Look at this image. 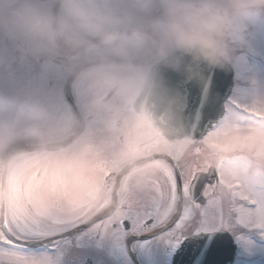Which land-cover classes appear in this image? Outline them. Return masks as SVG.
Returning a JSON list of instances; mask_svg holds the SVG:
<instances>
[{
    "label": "clouds",
    "instance_id": "obj_1",
    "mask_svg": "<svg viewBox=\"0 0 264 264\" xmlns=\"http://www.w3.org/2000/svg\"><path fill=\"white\" fill-rule=\"evenodd\" d=\"M260 12L264 0H0V43L11 44L21 59H62L93 107L108 93L139 94L147 106L127 131L174 146L188 133L186 96L171 77L207 86V72L230 66L229 41L244 18ZM221 160L243 182L264 181V154L255 151L206 145L193 162ZM153 174L135 175L133 187H146Z\"/></svg>",
    "mask_w": 264,
    "mask_h": 264
},
{
    "label": "flooded vegetation",
    "instance_id": "obj_2",
    "mask_svg": "<svg viewBox=\"0 0 264 264\" xmlns=\"http://www.w3.org/2000/svg\"><path fill=\"white\" fill-rule=\"evenodd\" d=\"M2 53L8 62L21 63L22 70H31L32 80L19 84L36 92L37 99L32 103L36 109L34 116L38 118L34 143L42 147L33 152L32 166L27 172L32 173V178L15 177L16 174L8 176V201L10 197L42 196L43 208L49 209V216L56 214L86 222L98 213L118 210L122 194L145 188H135L131 183L140 172L150 169L154 173L152 178L161 162L181 151L185 162H193L191 156L185 155L187 145L183 141L172 146L163 138L127 131L128 121L139 114L132 106L137 94L117 96L108 93L98 107H93L81 84L74 77L69 81L70 66L62 59L47 62L30 56L21 59L7 42H3ZM238 79L235 71V84L226 105L232 99ZM66 90L82 117L80 129L78 116L64 99ZM110 112L115 113V119L105 118ZM56 121L61 130L53 129ZM220 148L234 152L235 147ZM242 151L254 152L248 148ZM62 231L64 234L53 243L36 249L48 254L50 264H168L170 252L151 241L134 244L129 251L122 240L111 235L87 228ZM236 243L235 257L227 264H247L248 256L241 243Z\"/></svg>",
    "mask_w": 264,
    "mask_h": 264
},
{
    "label": "snow or ice",
    "instance_id": "obj_3",
    "mask_svg": "<svg viewBox=\"0 0 264 264\" xmlns=\"http://www.w3.org/2000/svg\"><path fill=\"white\" fill-rule=\"evenodd\" d=\"M173 77L186 96L183 144L190 146L192 161L206 145L222 151L221 145L264 135V103L230 105L218 114L209 107L210 91L202 92L194 107L190 90ZM64 99L72 104L66 93ZM85 228L122 240L129 251L137 243L158 244L170 252L168 264H223L219 251L225 236L249 231L264 237V181H241L225 172L223 160L215 166L185 162L181 151L161 162L145 188L122 194L118 210L86 222L56 214L36 221L30 205L0 196V264H46L45 257L32 254L35 245L53 243L64 229Z\"/></svg>",
    "mask_w": 264,
    "mask_h": 264
},
{
    "label": "rangeland",
    "instance_id": "obj_4",
    "mask_svg": "<svg viewBox=\"0 0 264 264\" xmlns=\"http://www.w3.org/2000/svg\"><path fill=\"white\" fill-rule=\"evenodd\" d=\"M229 46L232 52L231 64L240 73L239 75L236 73V77L239 79L234 102L238 105H248L254 102L264 103V12L249 14L245 17L239 31L229 41ZM2 52L3 43H0V160L9 147L22 143H34L38 119L34 116L36 109L32 105L37 99L36 92L33 89L26 90L25 85L19 84L32 80L29 73L30 68L22 70L23 64L8 62ZM241 68H247L246 70L251 73L250 89L246 87L248 79L245 78L248 76L241 74ZM53 129H62L58 121L55 122ZM221 146L225 149L244 147L264 154V135H252L243 141ZM244 148L240 150H244ZM28 153L29 157L26 158V161L24 158L19 157L17 163L13 162L11 176L14 174H16L15 177L32 176V173H27L32 166V155L31 152ZM25 190H27V186ZM42 198V196L26 199L10 197L9 203L24 202L30 205L32 218L41 221L49 217V209L43 208L45 201ZM235 240L241 243L245 256L250 255L247 264H264V244H262V242L264 243V237L255 232L245 231ZM257 250H261L258 257L254 255ZM31 252L45 257L46 264H50L48 254L36 253L32 249ZM251 254L253 255L251 256Z\"/></svg>",
    "mask_w": 264,
    "mask_h": 264
},
{
    "label": "water",
    "instance_id": "obj_5",
    "mask_svg": "<svg viewBox=\"0 0 264 264\" xmlns=\"http://www.w3.org/2000/svg\"><path fill=\"white\" fill-rule=\"evenodd\" d=\"M208 76L209 83L207 86H199V85H193V84H187L186 87L190 90L191 92V97L190 100L195 107L197 102L199 101V97L202 92L208 90L211 93V102L209 107L213 109L216 113L218 114H223L224 112V101L225 98L228 96L232 85H233V69L231 65L227 68V70H214V71H209L206 73ZM173 79H176V77H173ZM73 105V102H72ZM133 106L136 111L140 112L142 108H145L146 101L138 94L137 98L133 102ZM207 110L205 109L206 113L205 115L207 116ZM28 148H34L33 146L29 145ZM15 150V149H14ZM12 150L11 153L14 151ZM10 153V154H11ZM9 157H7L8 160ZM7 160L6 163L4 164L3 171H2V176H1V184L4 185V180H5V170L7 167ZM0 196L3 197V192H0ZM230 236H225L223 242L231 243V238ZM225 247L221 246L220 251L223 250ZM228 249V248H227ZM225 263V260L223 261V264Z\"/></svg>",
    "mask_w": 264,
    "mask_h": 264
}]
</instances>
